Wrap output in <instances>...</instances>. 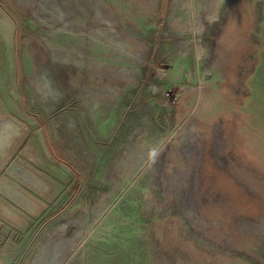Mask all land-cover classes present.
Listing matches in <instances>:
<instances>
[{
  "label": "rangeland",
  "instance_id": "374dc122",
  "mask_svg": "<svg viewBox=\"0 0 264 264\" xmlns=\"http://www.w3.org/2000/svg\"><path fill=\"white\" fill-rule=\"evenodd\" d=\"M0 264H264V0H0Z\"/></svg>",
  "mask_w": 264,
  "mask_h": 264
}]
</instances>
